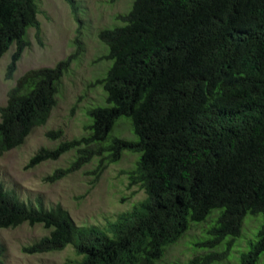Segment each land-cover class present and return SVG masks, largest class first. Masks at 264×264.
Here are the masks:
<instances>
[{
  "label": "trees",
  "instance_id": "1",
  "mask_svg": "<svg viewBox=\"0 0 264 264\" xmlns=\"http://www.w3.org/2000/svg\"><path fill=\"white\" fill-rule=\"evenodd\" d=\"M38 13V0H0V57L16 44L8 78L30 43L28 28L40 37ZM119 18L124 24L98 35L108 48L99 59L112 60L98 81L110 107L91 111L90 134L42 148L31 163L86 144L70 166L48 176L57 180L89 160V144L112 136L101 165L124 151L140 154L127 177L146 195L105 226L79 225L62 206H34L0 182V228L27 222L48 230L23 247L27 253L71 244L83 257L65 264H156L191 221L205 220L212 209L222 208L203 242L211 249L238 236L248 213L264 220V0H134ZM82 49L78 41L76 51L54 66L17 78L0 106V154L46 123L61 78ZM123 116L134 139L110 134ZM257 236L239 264H255L264 252V221ZM226 254L212 249L188 264H211ZM3 255L0 244V264Z\"/></svg>",
  "mask_w": 264,
  "mask_h": 264
},
{
  "label": "rangeland",
  "instance_id": "2",
  "mask_svg": "<svg viewBox=\"0 0 264 264\" xmlns=\"http://www.w3.org/2000/svg\"><path fill=\"white\" fill-rule=\"evenodd\" d=\"M76 10L66 0H38L40 37L33 27L27 30L29 45L16 63L12 78L7 77V66L12 60L16 44L0 57V106L5 105L9 89L24 72L33 68L54 66L76 51L81 41L82 52L63 74L56 95L57 102L45 124L35 127L26 140L16 148L0 154V182L14 190L21 200L46 208L62 206L79 225L105 226L117 215L131 209L145 197L138 185H129L127 171L134 169L140 154L124 151L118 161L101 165L107 152L109 138L89 144L91 157L81 167L57 180H49L54 170L66 168L79 155L81 144L64 152L56 159L32 157L42 148L53 149L60 142L80 139L90 134L85 126L92 123L91 111L110 107L102 82L112 65L111 59H99L108 54L107 46L99 39L106 28L124 24L119 18L127 13L134 0H73ZM76 11V12H75ZM61 129L62 134H49ZM123 139H134L131 123L124 116L110 133ZM101 150L99 151V148ZM104 152V153H103ZM103 153V154H102ZM28 203V204H29ZM222 208L212 209L205 220L190 222L187 232L176 243L166 246L163 257L156 264H188L197 254L209 250L227 252L211 264H239L242 254L258 240L263 223L262 214L248 213L243 219L238 236H227L214 248L203 244L211 238L209 230L217 223ZM43 225L23 222L15 227L0 228V244L4 247V264H65L69 259H81L69 244L62 250L46 253H27L23 247L47 234ZM255 264H264L262 252Z\"/></svg>",
  "mask_w": 264,
  "mask_h": 264
},
{
  "label": "bare ground",
  "instance_id": "3",
  "mask_svg": "<svg viewBox=\"0 0 264 264\" xmlns=\"http://www.w3.org/2000/svg\"><path fill=\"white\" fill-rule=\"evenodd\" d=\"M252 246V245H251Z\"/></svg>",
  "mask_w": 264,
  "mask_h": 264
}]
</instances>
